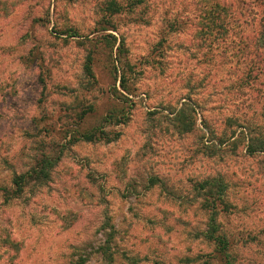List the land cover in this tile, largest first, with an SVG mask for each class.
<instances>
[{
  "label": "rangeland",
  "instance_id": "1",
  "mask_svg": "<svg viewBox=\"0 0 264 264\" xmlns=\"http://www.w3.org/2000/svg\"><path fill=\"white\" fill-rule=\"evenodd\" d=\"M110 1L0 0V264H215L198 238L208 177L228 184L237 264H264V152L247 151L264 70L245 79L229 33L201 40L214 0ZM220 1L259 32L264 0Z\"/></svg>",
  "mask_w": 264,
  "mask_h": 264
},
{
  "label": "trees",
  "instance_id": "2",
  "mask_svg": "<svg viewBox=\"0 0 264 264\" xmlns=\"http://www.w3.org/2000/svg\"><path fill=\"white\" fill-rule=\"evenodd\" d=\"M142 1L143 0H131V2H129L126 6H133V2L136 4H140L142 3ZM108 7L111 12L113 11L112 13L114 14H118L122 10V5L117 3L115 0L110 1ZM107 9L108 8L106 7V11ZM231 9L232 6L229 3H223L220 0H214L211 6L205 7L203 9L204 11L201 12V15L199 14L198 16L199 19L205 21L204 25L202 24L201 28L199 29V35H203L201 36V40L203 41H208L209 39H212L211 37H214L212 39L214 40L218 35L226 33H229L231 34V36L235 37V39L232 40L233 46L230 47L237 48V55H239L243 59L244 66H251L248 68V73L246 74L245 79L251 78L252 84V82L256 80L259 74L264 70V22L260 25L261 27L258 33L254 35L250 34V36L244 37L241 34V26L240 24H238V21L234 20L236 22H233L231 24V19L233 17ZM103 27L104 30H108L109 28L116 30L114 25ZM170 28L172 27L170 26ZM235 31H237V33ZM109 37H111L114 42L117 41V38L115 36L111 35ZM239 37H241V41H239ZM86 70L91 73L90 66H86ZM244 81L245 84H247V80ZM126 82L127 77L125 75V69L123 67L120 83L121 88L125 90ZM179 116L180 114L177 117ZM110 118L111 121H113L114 115H110ZM193 122L194 121L192 120V126L195 123ZM202 123L206 125L205 119L202 120ZM102 131L104 130L92 129L90 131L84 132L81 136V139L89 142L96 141L100 139V135L105 134ZM235 134L236 133L234 132L232 135L231 139H234L232 143H236L237 141H239L240 138L245 136L246 132H239L237 137ZM248 141L249 143L247 146V151L249 152V154L264 152V141L258 139L257 136L248 137ZM220 142L223 143L222 139L220 140ZM41 175H43V177L46 175L44 170L41 171L38 179L41 177ZM14 183L15 186L18 187H14V193L18 195L22 190L24 176L15 178ZM227 187L228 184L222 177H208L205 180L198 182L195 186V190H197L200 194L199 199L201 200V209L206 213L207 216L206 228L198 233V238H202L205 242L209 243L213 247L212 252L207 254V256L208 260L214 262L215 264L238 263L236 257L237 252L235 251V246L238 245V241L234 239V236L233 234H231V232H228L223 228V225L220 221L221 215L228 212L230 209V204L227 201L226 197ZM101 249L104 255H106L107 257H111L108 247H103Z\"/></svg>",
  "mask_w": 264,
  "mask_h": 264
}]
</instances>
